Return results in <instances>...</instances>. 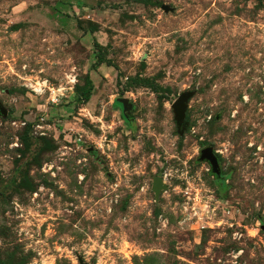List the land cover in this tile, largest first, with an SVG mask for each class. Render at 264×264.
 I'll list each match as a JSON object with an SVG mask.
<instances>
[{
  "label": "rangeland",
  "instance_id": "1",
  "mask_svg": "<svg viewBox=\"0 0 264 264\" xmlns=\"http://www.w3.org/2000/svg\"><path fill=\"white\" fill-rule=\"evenodd\" d=\"M0 264H264V0H0Z\"/></svg>",
  "mask_w": 264,
  "mask_h": 264
},
{
  "label": "water",
  "instance_id": "2",
  "mask_svg": "<svg viewBox=\"0 0 264 264\" xmlns=\"http://www.w3.org/2000/svg\"><path fill=\"white\" fill-rule=\"evenodd\" d=\"M193 95L194 93L191 91L183 92L172 105L175 112V120L180 133H183L186 128L187 123L185 122V116L188 107V101ZM119 102L123 105L126 111L129 107L128 99L120 98ZM200 159L207 160L212 167V172L217 176H221L219 159L211 146L207 145L201 149ZM153 188L158 193L161 191L162 188H165L162 177L157 176L155 178Z\"/></svg>",
  "mask_w": 264,
  "mask_h": 264
},
{
  "label": "built area",
  "instance_id": "3",
  "mask_svg": "<svg viewBox=\"0 0 264 264\" xmlns=\"http://www.w3.org/2000/svg\"><path fill=\"white\" fill-rule=\"evenodd\" d=\"M26 85L30 92L35 96L49 94V101L52 103H57L60 97L64 96V90L67 89L63 86L51 85V83L44 79H30Z\"/></svg>",
  "mask_w": 264,
  "mask_h": 264
},
{
  "label": "trees",
  "instance_id": "4",
  "mask_svg": "<svg viewBox=\"0 0 264 264\" xmlns=\"http://www.w3.org/2000/svg\"><path fill=\"white\" fill-rule=\"evenodd\" d=\"M94 45L98 49V52L96 54L97 62L96 66H100L102 64H106L108 66H113L115 68H118L115 64H113L106 56L102 53V46L98 41L94 42ZM88 87L83 89L79 94V103H87L90 100L91 91L93 90V84L91 81L88 82ZM153 88L157 91V86H153ZM119 104V103H118Z\"/></svg>",
  "mask_w": 264,
  "mask_h": 264
}]
</instances>
